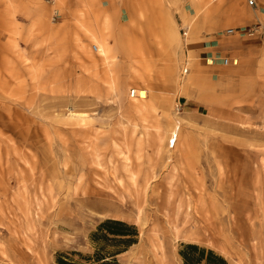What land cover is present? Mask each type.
I'll use <instances>...</instances> for the list:
<instances>
[{
  "label": "rangeland",
  "instance_id": "obj_1",
  "mask_svg": "<svg viewBox=\"0 0 264 264\" xmlns=\"http://www.w3.org/2000/svg\"><path fill=\"white\" fill-rule=\"evenodd\" d=\"M59 1L0 2V264L113 251L119 264H184L188 245L264 264L263 46L228 36L231 24L220 33L257 47L237 66L249 97L238 121L174 115L202 35L238 1ZM242 2L241 27L264 25ZM139 89L149 98L137 111ZM108 221L129 230H101Z\"/></svg>",
  "mask_w": 264,
  "mask_h": 264
},
{
  "label": "crops",
  "instance_id": "obj_2",
  "mask_svg": "<svg viewBox=\"0 0 264 264\" xmlns=\"http://www.w3.org/2000/svg\"><path fill=\"white\" fill-rule=\"evenodd\" d=\"M237 1L236 4L230 5L225 2V18L212 32L202 35V44L194 51L198 59L191 64L190 75L178 98L180 111L186 118L209 116L218 118V122L238 121L241 112L245 110V105L239 104L249 99L244 92L247 89L245 84L248 77L243 66H224L221 63L223 58L240 62L252 51L257 52L256 45L251 42L220 34L228 24L240 28L249 22L244 3L242 0ZM230 14L233 19H230ZM208 60L213 63L208 65Z\"/></svg>",
  "mask_w": 264,
  "mask_h": 264
},
{
  "label": "trees",
  "instance_id": "obj_3",
  "mask_svg": "<svg viewBox=\"0 0 264 264\" xmlns=\"http://www.w3.org/2000/svg\"><path fill=\"white\" fill-rule=\"evenodd\" d=\"M113 226H122L125 229L129 227L124 223L108 221L102 225L101 230L105 229L111 233L115 232L112 230ZM129 230V229H128ZM126 231H121L116 235L127 236L129 234ZM114 234V233H113ZM130 243H132L130 241ZM120 252H108L106 255H101L100 253L94 256H84L80 253H72L71 255L59 254L57 263L58 264H119L117 260V255ZM75 256L79 257V260L74 259ZM184 264H228L227 260L216 254L213 251H208L206 249L199 248L196 245H188L184 251L181 252Z\"/></svg>",
  "mask_w": 264,
  "mask_h": 264
},
{
  "label": "bare ground",
  "instance_id": "obj_4",
  "mask_svg": "<svg viewBox=\"0 0 264 264\" xmlns=\"http://www.w3.org/2000/svg\"><path fill=\"white\" fill-rule=\"evenodd\" d=\"M191 1L192 2H197V3L204 2V0H191ZM59 2H61V1H59ZM90 2H92V1H90ZM208 6H209L208 4H207V6L206 5L203 6V9L207 8ZM189 28H190V26L188 27V29ZM184 34H187L188 35L187 32H184ZM184 34H183V36H184ZM97 37L98 36L96 34H93V33L91 34V39L94 40V41H96L99 44L100 55L102 56L104 62L106 64H109L110 61L113 59V57L110 54L109 45H108V43L106 41L99 40ZM169 38L170 39H173V36L170 34L169 35ZM206 62H207L208 65H211L213 63L212 60H208ZM186 64L190 65L189 61H187ZM185 70H187V69H184V71H183V77H182V80L183 81L186 80L189 77V75H190L189 70L187 71V73H186ZM181 87H182V83H181ZM132 92H135L136 93L135 98L139 97L138 100H137V102H136V104H135V106H134L135 110L138 111L139 109L142 108L143 102H145L146 100H148V98H149V92L147 90H144V89H139L138 91L137 90H133V91L131 90V93ZM130 97H131V94H130ZM135 98H132V99H135ZM178 110H177V112L174 115L179 116L180 113H182L181 111H178ZM182 120L184 121V117H183ZM180 124H181V121H177V125L175 126V128H173L171 130V136H170L169 141H168V149L169 150H173L176 147V143L178 141V137H179V134H180V126H179ZM169 158L171 159V157H169ZM217 225H218V223L205 224L204 226H196V225H194L186 233L188 234V232H189L193 236L204 237L205 233L206 232H209L208 231L209 229L211 231H214L212 228H216ZM218 231H220V229H218ZM160 261L161 262H157L156 264H163V261L162 260H160Z\"/></svg>",
  "mask_w": 264,
  "mask_h": 264
},
{
  "label": "built area",
  "instance_id": "obj_5",
  "mask_svg": "<svg viewBox=\"0 0 264 264\" xmlns=\"http://www.w3.org/2000/svg\"><path fill=\"white\" fill-rule=\"evenodd\" d=\"M2 0H0L1 2ZM45 3L48 5L53 6L56 2V0H44ZM248 6L252 8L254 11L258 12L261 15H264V2H259L258 0H248ZM226 34L228 36H234V35H239L240 37H248L250 39H253L257 42H259L263 48H264V25L259 21L257 24L252 25L250 27H240L237 29H230L226 31ZM184 36H187V34H184ZM221 63L224 66H237L238 65V60L230 59V58H223L221 59ZM188 65V64H186ZM187 71L189 70L188 67L185 68ZM136 93L132 92L131 93V98H135Z\"/></svg>",
  "mask_w": 264,
  "mask_h": 264
}]
</instances>
